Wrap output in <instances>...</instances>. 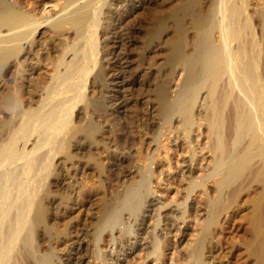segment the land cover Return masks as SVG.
Masks as SVG:
<instances>
[{
  "label": "bare ground",
  "instance_id": "1",
  "mask_svg": "<svg viewBox=\"0 0 264 264\" xmlns=\"http://www.w3.org/2000/svg\"><path fill=\"white\" fill-rule=\"evenodd\" d=\"M158 1L126 0L131 10L121 14L112 0H0V264H126V250L142 264H176L161 233L189 215L197 229L177 264H205L229 208L251 187L243 247L251 264H264V0H167L137 56L158 54L170 32L163 65L180 83L170 95L155 82L153 103L126 113L139 69L130 70L128 18ZM159 126L165 143L174 132L176 148L198 133L182 179L198 172L201 151L210 156L205 180H189L174 207L152 195L161 177L146 167L163 148ZM87 170L101 195L94 224L69 221L93 197L74 200L86 193ZM61 184L68 191L55 198ZM196 190L201 206L188 203Z\"/></svg>",
  "mask_w": 264,
  "mask_h": 264
},
{
  "label": "rangeland",
  "instance_id": "2",
  "mask_svg": "<svg viewBox=\"0 0 264 264\" xmlns=\"http://www.w3.org/2000/svg\"><path fill=\"white\" fill-rule=\"evenodd\" d=\"M163 1H158L159 3L163 2L162 3L163 6H161L160 5L161 3L159 4L158 2L155 5L150 4V3L149 4H143V6L141 5V6L137 7L135 9V12H133L132 15L128 18L129 27L130 26L133 27V28L130 27L131 28V33H130L131 46H129V48H128L129 53L131 55V57H130V59H131L130 70L134 71L135 70L134 68L137 67L136 65H138L139 69L135 70L138 72L137 76L134 77V80H136V81H135L134 85L132 86L131 91L130 90L128 91L131 94L128 92L125 93V94L128 93L127 95H129V97H132V99H134V101H136L134 103H131V105L128 107L129 111H127L126 113H129L134 109H139V108L144 107V106L146 107V106L151 105L153 103L151 99H152V93H153V88H154L153 85L155 82L168 84L169 90H170V92H169L170 95L173 94L172 90H174V88L176 89V84L178 85V83H180L181 77L179 78L178 74H169V72L167 71V69L163 65V51L162 50L164 48V44H165L164 42H166L170 38V32H168V33L166 32L167 34L166 33L164 34V37H163L164 42L161 43V45H160L162 47V50L158 54H156L154 56L142 54V56L139 58L140 62H139L138 56H137L138 51L140 50V47H141V42L143 41L144 33L147 30L151 29L153 26V21H152V19H153L152 16L154 15L153 12L155 13L159 7H164V5L166 6V4H167V0H163ZM124 2H125V4H124ZM254 2H255V0L253 1V4L256 5L257 3L256 2L254 3ZM109 3H111V1ZM156 5H157V7H156ZM117 7L119 8V10L122 7H123V9H121V11H119L117 9ZM126 9H127V11L131 10V7H130V5H128L126 0H124V1L123 0H118V1L112 0L111 11H115L118 13L121 12V14H123V12ZM47 36H48V33H46L44 37H47ZM141 60L143 62H141ZM137 63H141L143 65L141 66ZM144 66H146V67H144ZM147 70H149V71H147ZM155 70L158 71L156 74L158 76H151L150 72H154ZM178 78H179V81H178ZM121 94H124V93H121ZM144 96H148V98H149V102H147L148 104L146 102L145 103L142 102L143 101L142 98H144ZM137 101H138V104L135 106ZM141 102H142V104H141ZM139 104H141V105H139ZM89 114H91V113H89ZM116 123H117V121H114V123H112V129H111L112 131L109 132L110 135H112L117 130L116 129L117 128ZM161 127L162 126H159L156 130V133H154V136L156 138H158V140H159V138H161V141H163V142H161L163 145V148L162 147L160 148L161 143H159V148H160L159 152H157L158 154L155 153V157L157 156L156 160L159 158V160H157L158 165L157 164L155 166L151 165V164L149 165V162H150L149 159H148L149 161L146 160L148 163L145 162V164L147 163L146 167H148L149 170L153 169V170H155L156 173H160V176H158V177H161V179L159 178L158 182H157L159 184L156 183L157 189H159V191L156 193L154 192V194H152V195H154V197L156 196L155 198L159 199L160 202L164 201L166 203H169V207H174L175 203H178V202L182 203V201H184V198H185L184 194H186L188 191L187 187H189L188 184L190 183V181L191 182H194V181L197 182V180H200V179L205 180L204 178L206 177L205 175H207V171L205 169H202L203 167L205 168V166H201V165H206V162H209L208 160L210 159V156H208V153H206L205 151H201L200 155H198V159H200L203 162H201L200 160L197 161L198 167L201 164L198 172H197V170H195V172L193 170V173L191 174L192 177L188 178L187 181H186V179H182L180 173H181V171L185 170V169H181L182 168V161L184 160V158H187V156H188V151L190 150V148H187V147H189L190 144L193 145L194 143H196V144L198 143V141L194 140L195 137L196 138L198 137L197 136L198 133H196V132L190 133L189 139L187 140L188 142L189 141L190 142L189 143L187 142V143H185V145H182L184 147H180V148L177 147L176 148L171 142V140H172L171 138H173V135H174L172 133H174V132L168 134L170 138L166 139L168 141H166V143H165L164 142L165 139L162 138V136H163L162 133H164V132H161V129L163 127L162 128ZM162 131H164V129H162ZM166 133L167 132L165 131V133H164L165 136H167ZM159 134L161 136H159ZM193 134H195V136ZM191 135H192V137H191ZM194 141H196V142H194ZM191 142H193V143H191ZM185 147H186V150H185ZM152 154L154 155V153H148L147 156H150V155L153 156ZM202 154H205V155L203 156ZM199 156H201V157H199ZM203 159L206 160V162H204ZM202 170H203V173H200L199 171L202 172ZM59 171L64 172L62 167L60 168ZM91 171L92 170H87L86 171L87 174L85 173L84 174L85 176H82V178H80V180H79V181H81L80 182L81 184H82V182L85 184V185L83 184V186H84V189L86 188L85 189L86 193L81 194V196L79 195L78 197L74 196V200L78 201L79 200L78 198H80V197H81L80 200H82L83 198H85V196L90 195V194H93V195H91L93 197H91V200L88 202V204L86 206L82 207V210H80V212H79V210L75 211L70 216L69 221H72L73 219H76L79 217H81V218L86 217V219H88V221L90 223L94 224L96 222V217L98 216L97 211H98V207L100 205V200H99L100 197L99 196H101V195H99V194H98V196L95 195V194H97V192H99V190L97 189V183L95 182L96 176H95L94 172L92 171L93 172L92 173ZM198 176H200V177L198 178ZM161 180H163V182ZM130 181L131 180L129 179L128 182H130ZM128 182L126 181V182L119 183L117 186H114L111 189H108V191H105V194L110 195L120 185L126 184ZM61 185H59V187L53 188V190H55L54 191V196L56 195L55 198L60 197L61 195H65L64 193H66L68 191L65 184H61ZM255 188L256 187H254V188L251 187L250 189H248V191H246V192L244 191V193H242L237 198V200L233 203V205H231V207L229 208V210H228L229 215L227 214V216H226L227 218L223 221V224L217 233V237L214 239L215 250H213L211 252L212 254L211 253L206 254L207 258H205V262H204L205 264H251V260L246 254V251L243 247V243H244V240L248 237V234H247L248 225L246 224L247 223L246 219H247L248 214L250 213L249 212L250 211V205H249L250 200L258 191L257 188L256 189ZM199 191L200 190H196L195 192L191 193L192 195L190 194V198L188 200V203H190L192 201V203L196 204V206L197 205L199 206V204L201 206V203H203V201H202L203 200V194H202V192H199ZM88 192H90V193L88 194ZM102 193H104L103 190H102ZM97 197H99V198H97ZM80 202H82V201H80ZM53 210L51 209L52 214H54V215L58 214L57 209H55L54 211ZM196 218L197 217L194 215H189L186 218H184L183 221L182 220L178 221L179 223H177V227H178L177 229H179V232L184 231V233L187 235L185 237L184 241H182L183 239H179V236H180L179 232L176 231L177 229H175V228L173 230L172 229L171 230L164 229L161 233V236H163V237L160 236L161 240H162V244H163V246H166V248H167L166 254L168 256H170L172 258L173 262H175L176 264L184 262V260L182 258V253L184 252V249L186 248V245H187L188 241L190 240L192 234H194L196 229H197L198 221L196 220ZM66 221H67V219H66ZM60 228H62V227H60ZM130 253H131L130 250H126L125 254L121 253L119 255L120 261H122V259H124L125 255H126L127 256V258L125 260L126 264H140V263L142 264L141 255L137 256V257L136 256L132 257V255Z\"/></svg>",
  "mask_w": 264,
  "mask_h": 264
}]
</instances>
